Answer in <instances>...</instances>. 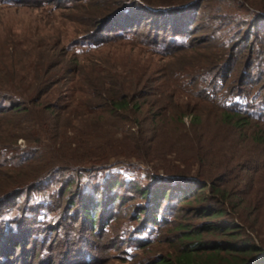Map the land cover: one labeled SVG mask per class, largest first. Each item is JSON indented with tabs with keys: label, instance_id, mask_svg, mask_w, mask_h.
<instances>
[{
	"label": "rangeland",
	"instance_id": "374dc122",
	"mask_svg": "<svg viewBox=\"0 0 264 264\" xmlns=\"http://www.w3.org/2000/svg\"><path fill=\"white\" fill-rule=\"evenodd\" d=\"M109 1L0 0V104L9 105L12 101L28 104L36 96L35 82L48 77V87L57 91L48 97L46 104L59 103L66 109L57 121L66 127L62 137L74 141V147L82 151L87 152L88 148L97 153L101 141L126 142L147 130L153 116H158L165 118L161 123L159 119L156 121L160 136L173 146H165L168 150L157 163L166 162L175 169L189 155L187 140L190 143L197 138L191 116L196 113L201 117L198 128L215 150H224L226 156L229 149L253 156L264 152L263 147L250 139L264 129L262 122L253 121L245 132L235 134L221 122L220 107L203 99L207 98L206 81L211 78V71L223 60L221 70L216 71L222 73L229 53L236 51L238 60V49L263 40L245 37L253 21L250 7L243 8L238 0H202L196 18L194 9L185 7L179 18L183 25H191L182 26L179 33H186V37H177L172 47L164 50L154 44L156 34L150 29L123 34L111 21H97L99 7ZM255 2L256 6L264 7V0ZM226 46L227 54L222 57ZM248 55L240 59L243 64L247 63ZM254 56L251 65L264 63ZM242 68L237 67L236 82L231 86L242 85L238 81ZM255 75L253 72L247 87L253 94L264 84V77L257 83L253 80ZM118 86H123V94L130 96L131 109L111 116L96 97L110 91L105 89L115 90ZM136 105H142L140 111L135 109ZM30 125L26 115L0 116V187L5 189L0 192V264H150L173 253L169 241L171 226L161 228L158 233L138 230L145 216L139 218L137 206L146 203L137 195L127 197L125 204L117 203L114 210L110 203L105 205L106 212L114 211L117 219L110 224L102 223L101 210L97 224L91 227L77 212L80 200L76 186L65 190L73 178L66 172L49 178L44 186L46 191L33 193L30 189L24 193L23 186H29L46 163H58L62 149L67 148L65 144L55 146ZM38 136L43 140L44 151L36 153V149H41ZM90 140L96 145L91 146ZM120 159L112 169L108 165L92 168L84 173L80 184L92 182L93 175L102 184L106 177L118 173L126 180L141 183L149 172L154 173L134 158ZM109 162L113 164L114 159ZM164 181L170 183L169 179ZM51 201L55 204L49 208ZM71 201L76 210L67 216ZM28 224L34 228L28 236L14 229Z\"/></svg>",
	"mask_w": 264,
	"mask_h": 264
},
{
	"label": "trees",
	"instance_id": "16d2710c",
	"mask_svg": "<svg viewBox=\"0 0 264 264\" xmlns=\"http://www.w3.org/2000/svg\"><path fill=\"white\" fill-rule=\"evenodd\" d=\"M238 1L243 8L252 9L251 12L248 10L253 21L246 39L252 37L255 41L260 38L263 40L256 45L252 43L248 47L238 49V60L235 59L236 48L233 53H229V59L224 60L226 68H223V72L216 73L221 70L223 60L221 65L211 71V78L206 81L209 86L205 92L207 98H203L207 103L220 107L218 114L223 120L221 122L231 127L235 134L245 132L246 126L253 121L264 124V84L254 94L247 89L248 84H251L253 72L256 73L253 80L257 83L264 77V63L260 61L255 66L250 63L254 55H257L258 60H264V37H259V34L264 35V7L256 6L255 0ZM200 2L202 0H110L99 7L97 21H111L113 26L123 30V34L140 28L150 29L156 34L154 44L165 50L172 47L177 37H186V33H179L182 26L191 25H183L181 22L179 16L182 9L192 7L193 17L196 18L194 15L199 11ZM227 47L223 49L222 57L226 56ZM247 54L248 61L243 64L241 60ZM240 66L243 68L238 81L242 85L240 88L233 87L231 85L236 82L235 72ZM49 81L47 77L35 82L36 96L31 98L28 104L19 101H12L9 105L0 104V116L11 113L15 116L26 115L27 122L30 120L32 124L30 127L39 135L44 134L57 147L64 144L67 146L62 149L63 155L60 153L58 163H46L36 174L37 178L31 180L33 182L29 186H23L21 190L24 193L30 189L33 193L46 191L44 186L51 180L49 178L66 172L73 178L65 190L76 186V195L80 200L77 212L82 214L91 227L97 224L101 210L104 211L102 223L110 224L112 220L117 219L114 211L106 212L105 205L110 203L114 210L117 203L125 204L127 197L137 195L146 203L137 206L139 218L145 216L143 226L138 228L142 230L141 233L150 229L158 233L163 227H172L169 241L173 253L158 257L150 264H264V152L253 156V153H238L237 149H229L226 156L224 150H215L210 144L211 141L207 142L205 135L198 128L201 125V117L196 113L191 116L197 138L194 137L190 143L187 140L189 155L181 159V164L175 169L166 162L163 165L157 163L162 160L161 156L167 152V148L173 146L160 136L156 121L159 119L161 123L165 118L158 116H153V123L147 130L141 131L126 142L117 139L101 141L97 146V153L88 148H85L87 152L82 151L77 146L74 147V141L62 137L66 127L57 121L67 112L66 109H62L59 103L46 104L48 97L57 91L48 87ZM108 86H111L110 82ZM108 90L110 91L106 95L100 93L96 97L101 106L108 108L106 113L116 116L117 113H125L131 109L130 96L123 94V86H118L115 90L105 89ZM135 107L140 111L142 105ZM149 111H152V108ZM180 119L183 120L182 117ZM255 134V137L253 135L250 139L264 149V129ZM21 137L29 140V137ZM38 138V147L41 149H36V153L44 151L43 140L39 136ZM92 144L96 145L90 140V145ZM91 146L88 145L92 149ZM120 158H134L153 169L154 173L149 172L141 183L126 180L123 174L118 173L106 177L102 184L97 182L95 175L92 182L87 185L80 184L86 175L84 173L92 168L111 166L112 169L118 165ZM112 159L114 163L110 164ZM81 163L90 166L80 167ZM43 172L46 173L42 177L39 176ZM165 173L167 175H164ZM165 179H169L170 183H165ZM3 190L5 189L1 186L0 192ZM53 204L55 202L51 201L49 208H52ZM70 206L67 216L76 210L74 201H71ZM168 219L172 221L169 222ZM27 226L14 229L28 236L34 232V228L32 224Z\"/></svg>",
	"mask_w": 264,
	"mask_h": 264
}]
</instances>
